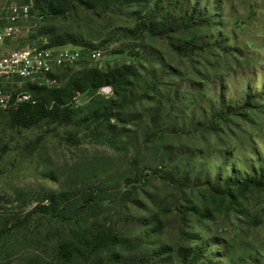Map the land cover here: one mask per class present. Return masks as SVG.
Returning <instances> with one entry per match:
<instances>
[{
  "label": "rangeland",
  "instance_id": "rangeland-1",
  "mask_svg": "<svg viewBox=\"0 0 264 264\" xmlns=\"http://www.w3.org/2000/svg\"><path fill=\"white\" fill-rule=\"evenodd\" d=\"M21 3L30 17L11 47L72 35L86 48L51 86L88 69L136 76L119 93H78L58 122L25 128L0 113V264H58V244L81 229L117 240L75 264H183L179 251L198 247V264H264V188L236 184L264 167V0H0V28ZM194 7L209 25L140 27L149 15L183 24ZM48 193L68 200L53 212Z\"/></svg>",
  "mask_w": 264,
  "mask_h": 264
},
{
  "label": "trees",
  "instance_id": "trees-1",
  "mask_svg": "<svg viewBox=\"0 0 264 264\" xmlns=\"http://www.w3.org/2000/svg\"><path fill=\"white\" fill-rule=\"evenodd\" d=\"M86 6H93L98 0H77ZM139 3H143L147 0H137ZM50 11L53 14H58L60 11L54 8L50 2ZM161 15V11L154 12ZM203 14L199 12L195 7L191 12L185 11L184 17L178 20L174 15L166 14L162 16L160 20H157V16L149 15L142 18L140 27L149 31L154 35H165L171 32L178 33L182 27L188 29L190 24L193 26L207 25V20L203 18ZM209 25V24H208ZM51 34V33H50ZM33 38H30V40ZM81 42L72 35L64 36H51L48 41L49 47H63L66 45H73L75 47L82 48V58L84 50L86 49ZM191 47H196L194 42L190 43ZM71 68V67H70ZM70 68H59L56 70H68ZM56 72L51 75L52 79H55ZM136 74L132 71L131 67L122 66L120 68L110 69L107 71H100L98 69H88L75 76H73L65 86H51L41 85L33 86L25 84L23 89L30 93L34 99V103L24 104L18 111L9 112L12 120L21 127H32L42 121L58 122L63 119L68 110V106L71 100L78 93H85L89 90H96L101 87L110 86L116 93L119 88L124 84L129 83L130 77H135ZM56 81V80H55ZM251 105V104H248ZM233 113H237L233 110ZM231 113V112H230ZM223 114V113H222ZM226 116V115H224ZM229 183V180H226ZM238 189H250V188H264V167L260 170V175L256 178H251L244 181H237ZM44 200L47 205L44 206L53 212L59 211L61 204L67 201V195L65 193H48ZM117 240L115 235L109 231H101L99 229L88 230L81 229L75 231L73 235L60 242L57 246V263L58 264H75L80 260H90L96 257L97 249L102 244H107L108 240ZM164 251V250H163ZM179 256L183 264H198L205 259L204 248H183L179 251ZM109 261L111 264H132L129 259H124L120 255L115 254ZM94 264H103L101 260H94ZM130 262V263H129ZM26 264H39V260L30 259Z\"/></svg>",
  "mask_w": 264,
  "mask_h": 264
},
{
  "label": "built area",
  "instance_id": "built-area-1",
  "mask_svg": "<svg viewBox=\"0 0 264 264\" xmlns=\"http://www.w3.org/2000/svg\"><path fill=\"white\" fill-rule=\"evenodd\" d=\"M29 3L13 4L8 8L6 24L0 28V113L18 111L26 103H34L25 84L52 85L51 75L59 68L75 66L82 58L79 47H49L48 41L33 38L24 47H11L29 19ZM89 57L99 60L100 50H90Z\"/></svg>",
  "mask_w": 264,
  "mask_h": 264
}]
</instances>
